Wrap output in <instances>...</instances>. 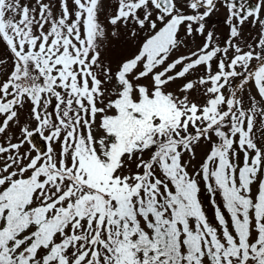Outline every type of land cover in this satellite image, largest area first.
Masks as SVG:
<instances>
[{
	"label": "snow or ice",
	"instance_id": "obj_1",
	"mask_svg": "<svg viewBox=\"0 0 264 264\" xmlns=\"http://www.w3.org/2000/svg\"><path fill=\"white\" fill-rule=\"evenodd\" d=\"M0 264H264V0H0Z\"/></svg>",
	"mask_w": 264,
	"mask_h": 264
},
{
	"label": "rangeland",
	"instance_id": "obj_2",
	"mask_svg": "<svg viewBox=\"0 0 264 264\" xmlns=\"http://www.w3.org/2000/svg\"><path fill=\"white\" fill-rule=\"evenodd\" d=\"M109 2H110V0H109ZM223 19H224V10L223 9L221 10V13L220 14H218L215 17H213V20L218 25V30L220 32H225L226 33V28L223 25ZM247 31L248 30H245V35H247ZM210 214H211V212H210Z\"/></svg>",
	"mask_w": 264,
	"mask_h": 264
}]
</instances>
